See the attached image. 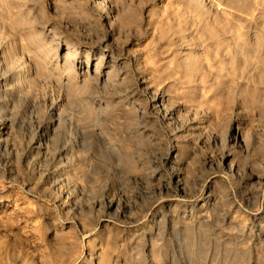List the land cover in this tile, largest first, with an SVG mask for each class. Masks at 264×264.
<instances>
[{"label": "rangeland", "instance_id": "obj_1", "mask_svg": "<svg viewBox=\"0 0 264 264\" xmlns=\"http://www.w3.org/2000/svg\"><path fill=\"white\" fill-rule=\"evenodd\" d=\"M0 81V264H264V0H0Z\"/></svg>", "mask_w": 264, "mask_h": 264}, {"label": "bare ground", "instance_id": "obj_2", "mask_svg": "<svg viewBox=\"0 0 264 264\" xmlns=\"http://www.w3.org/2000/svg\"><path fill=\"white\" fill-rule=\"evenodd\" d=\"M100 54H101V52H100ZM100 58L103 60V62L106 65H109V64L114 63V61L109 57V55H106L105 54V55H102ZM67 60H68V58H67ZM72 66L78 72L77 75H79L80 81H82L84 79V77L88 75V73L90 72V69L92 68V65L89 64L88 62H85V65L82 66L81 61L79 62L78 60L74 61L72 63ZM19 76L20 77H18V81L12 86L11 90L9 89L8 92H11L13 89H16V88L18 90L21 89L23 92H26V87H25V84H24V76L22 74H19ZM2 89H3V85H2V81H0V147H2V146L6 147L7 146V142L5 141V136H8V134H9V125H8V122L9 121H8V119L6 117L5 111H6L7 107L9 106V102H11L13 99H12V97H8V96L3 95L2 94ZM150 103H151L150 104V108L153 111L156 110L157 112L160 113V118H159L160 121L161 122H165L167 124V126H171L172 127V125H173L172 112L171 111H167V112L164 111L163 103L160 102V99L159 98H156L155 96L151 98V102ZM56 107L57 106H55V104H52V108L53 109L50 110V114L48 116V119H49V122L48 123L46 122L47 119L45 121L44 120H41V121L40 120H37L35 122L36 131H38V132L43 131V133L40 135V137L38 139V142L36 143L37 144V147H38V150L41 147L47 148L46 145L44 146V140H45V138L47 137V135L54 133L55 130H57V129H55L56 126L59 125V123L61 122V119H60L59 114L57 113ZM79 109H80V113H81L82 112V107H80ZM134 112L136 114L138 113L136 110H134ZM79 121H80V119H79ZM70 123H71V120H70ZM33 138L34 137L30 138V140L31 139L33 140ZM104 141L105 142H103V145L108 150H110L112 152V154H114L113 153L114 146H112L110 144V142L108 143V141L106 139ZM34 145H35V143H34ZM78 145H79L78 143L77 144L76 143H74V144L73 143H70L71 149L75 148ZM56 155H57V165H59L60 171L63 172L71 164L70 163L69 155H68V153H65V152L59 153V154H56ZM157 174H159V173L157 172ZM252 175H253V178L255 180H256V178H257V180L259 179L258 177L254 176V174H252ZM160 177H162V174H160ZM173 178L175 179L176 185H179L181 183L182 177H181V174L180 173H173ZM53 183L54 184H61V185H63V183L66 184V181L61 176L60 178H57L56 180L54 179ZM160 188L163 189L164 186L161 185ZM213 204H214V197L212 195H208L206 197V199L204 200V202L202 203V205L200 206V209L203 210V211H205V209L207 210V207L213 206ZM114 206H115V203L113 201H111V200L109 202H107V204H106V208H108V209H112ZM117 210H118V206H115V212ZM190 215H191V210L188 211V212H182L183 218L189 217ZM151 250H152V246H151Z\"/></svg>", "mask_w": 264, "mask_h": 264}]
</instances>
